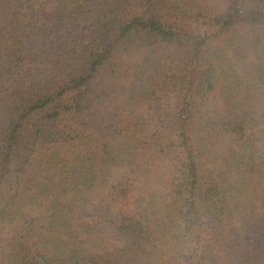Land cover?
Wrapping results in <instances>:
<instances>
[{
  "label": "trees",
  "instance_id": "16d2710c",
  "mask_svg": "<svg viewBox=\"0 0 264 264\" xmlns=\"http://www.w3.org/2000/svg\"><path fill=\"white\" fill-rule=\"evenodd\" d=\"M263 114L264 0H0V264H264Z\"/></svg>",
  "mask_w": 264,
  "mask_h": 264
},
{
  "label": "rangeland",
  "instance_id": "374dc122",
  "mask_svg": "<svg viewBox=\"0 0 264 264\" xmlns=\"http://www.w3.org/2000/svg\"><path fill=\"white\" fill-rule=\"evenodd\" d=\"M25 70H30L34 73L40 71L39 65H29L25 68ZM17 81L18 77L16 76L11 81L9 86L15 85ZM258 119L264 124V114ZM260 130L264 134V128H261ZM248 135L249 140H252L254 138V135L250 130L248 131ZM261 161L264 165V145L258 144L254 149V155L251 161V173H254L257 169L260 168ZM125 172V169L117 168L114 169L112 176L113 178H115L116 176ZM76 219L80 220L81 223L89 222L92 225V229L89 233L82 234L80 236H76L68 232L65 235V238L69 242H73L75 244H82V246L84 245L90 248L98 244H105L107 246H110L111 244H115L116 246L120 245V242L117 240V216L114 212L109 211L105 208V202H93L86 211L78 214Z\"/></svg>",
  "mask_w": 264,
  "mask_h": 264
}]
</instances>
